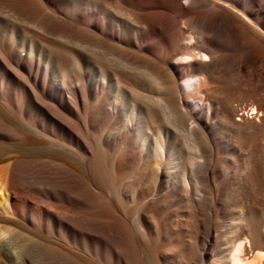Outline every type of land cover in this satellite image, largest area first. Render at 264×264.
Returning <instances> with one entry per match:
<instances>
[{
    "label": "bare ground",
    "instance_id": "obj_1",
    "mask_svg": "<svg viewBox=\"0 0 264 264\" xmlns=\"http://www.w3.org/2000/svg\"><path fill=\"white\" fill-rule=\"evenodd\" d=\"M73 8L65 14L61 0H0V68L18 91L13 97L0 86V257L22 264L23 237L51 242L65 264H264V215L257 219L251 200L232 218L235 241L216 257L197 249L193 225L172 221L159 197L137 208L131 227L126 215L148 187L130 196L110 192L136 174L167 179L170 191L181 183L186 196L174 195L176 201L200 222L207 197L211 213H219L214 190L235 182L246 191L253 167H264V0H74ZM118 15L129 29L106 21ZM15 37L27 55L4 41ZM91 59L116 100H141L137 112L127 101L124 116L125 129L141 139L139 156L101 132L104 87L93 94L85 83L73 84L70 96L46 87L41 62L60 73L69 61ZM26 101L36 120L26 117ZM159 120L172 135L159 131L150 142ZM20 145L49 153L26 159L13 150ZM61 147L69 160H61ZM256 174L264 179V170Z\"/></svg>",
    "mask_w": 264,
    "mask_h": 264
},
{
    "label": "rangeland",
    "instance_id": "obj_2",
    "mask_svg": "<svg viewBox=\"0 0 264 264\" xmlns=\"http://www.w3.org/2000/svg\"><path fill=\"white\" fill-rule=\"evenodd\" d=\"M73 5H74V0H61V12L65 13V14L72 13L73 9H74ZM69 11H70V13H69ZM122 18H123L122 16L119 17V15H118V18L117 17L116 18L115 17H111V18L108 17L106 19V21H108L112 25L120 24V25H122L123 28L129 29L130 27L128 25V20L124 21V20H122ZM4 25H5V23L1 22L0 26H1L2 30H4ZM4 41L8 42L9 44L12 45V49L11 50L16 51V52L21 53V54H24V55H27V53H26L27 49H26V51L20 50L21 46H20V40L18 38L15 37L12 42H9L7 40V38H4ZM185 44L188 45L189 42H185ZM69 66H71V67H69ZM74 66H75V68H74ZM99 67H100V63H98V61L95 60V59L94 60L91 59L90 61H87L85 64H80L78 66L76 64L74 65V63L72 61H69L66 64L65 68H62V69H64V70H62V72L55 73V72H52L51 69L45 70L44 69V64L41 62V70H42V72L44 74H46V77H45V81H46L45 83H47L46 87L53 91V94H52L53 96L55 95L54 93L56 91H61V94L65 95V96H67V95L70 96L69 95L70 91L74 87H76L78 85V83H85L86 87L90 91H92L93 94H95L96 92H99L98 89L101 90L102 87H104V90H103L104 92L103 93H104L105 96L103 95L102 99L103 100L105 99V100L104 101L102 100L103 103H104L103 104L104 105L103 109L106 112L108 118L106 117V120L104 121L105 124L102 125L101 132L103 133V135L105 136L106 139H109V138L111 140H115L116 139L115 142L117 144L119 143L118 145H122L123 147L125 146L124 147L125 149H129V150H131L130 151L131 153L134 152L133 154H135L136 156H139L142 153V151L144 152L143 148L141 147L142 146L141 139L137 136V133H136L134 128L132 129L133 131L129 130V129H125L126 128L125 127L126 121L124 119V116H126V113H128L130 111V109H131V106H130L129 103H131V104H133L135 106L134 109L137 112L139 107L141 106L140 104H142L141 100L138 97H134L132 101L130 99H128V98H126V99H122L121 98L122 100L121 99L120 100H116L114 98V91H113L112 86L110 85V83L105 82V84H103L101 82V80H99L98 73H96L97 69H99ZM88 71H90V72H88ZM70 72H71V74H70ZM47 75H48V78H47ZM62 75H63V78H65V79L62 78ZM68 77L70 78V80H69ZM89 77H90V79H89ZM64 80H66V81H64ZM99 82H101V83H99ZM64 83L65 84L68 83V84H66L67 86H65ZM62 84H64V85H62ZM73 84L74 85L76 84V85L73 87L72 86ZM0 86L3 88V90L6 91V93L11 94L13 97H18V94H17L18 91H17L16 85L14 83H12V81H10L9 79H6L5 72H4V70L2 68H0ZM110 100H112V101H110ZM127 101H129V103H127ZM134 102L138 103L139 105L137 104L138 105L137 106L136 103L134 104ZM25 103L23 104V111L25 112L26 117L30 118L31 120H36V117H35L36 115H35V113H34V111L32 109L33 107L31 105V103H29L28 101H26ZM189 104L192 105V104H194V102L192 100H189ZM89 105H88V109L86 107L85 109H80L79 110L78 115H79L80 119L79 118H78V120L76 118L73 119V121H74V123L76 125H78V124L80 125V123H81V121H82V119H83V117L85 115V112H88L89 108L91 107V104H89ZM109 106H111V107H109ZM190 109H194V108L191 106ZM84 110H85V112H84ZM111 111H112L113 114L111 113ZM111 119H113V120H111ZM136 119L137 118H135V124H136ZM162 121L163 120L156 121L154 123L155 125L152 124L153 128L152 127L149 128L150 142H152L153 139L157 138V135H158L159 131H168L169 130V135H172V131L170 132V130H171L170 126L166 122H164V121L162 122ZM117 123H119V124H117ZM11 125L15 126L17 129H19V130H21L23 132L26 131L25 133H29L27 130L22 128L23 125L19 124L20 125L19 126L17 122H13V123H11ZM109 125H110V127H109ZM161 126H162V128H161ZM103 128H105V129H103ZM108 131H109V133H108ZM115 132H117V133H115ZM112 137H113V139H112ZM125 138H128V139H125ZM61 149H62L61 150V156H62L61 160H69V158H68V156H67V154L65 152V151H67V149H65L64 147H61ZM13 150H15V154L16 155H20V156H22L24 158L27 157L26 159L41 158V157H44V156L48 155V153H49L45 149L32 148V147H29L28 145H23V146L20 145L18 147H14ZM43 153H45V154H43ZM0 167H1L0 168V172L4 176V174H3L4 173V163L0 162ZM1 169H3V170H1ZM253 170H254V173L244 182V190H246V191H240L239 192V189L237 188V185L235 184V182L234 183L233 182L232 183L229 182V183H227L225 185L220 186L219 187V191L216 192V193H215V190H214L212 194L213 195L215 194L216 197H217V204H216L215 207H216V209L218 210L219 213H216V214H212L211 213V210L214 208V206H212V203H211L209 197H207V199H205V202H204L203 207H202V210H203L202 214L203 215L201 214L199 216L200 217L199 218L200 222L196 221V220H193V222H192L191 219H189L187 217V215L183 211V203H178L176 201L178 199V197L174 196V195L178 194V195L186 196L185 192L183 191L184 187H183V185L181 183H178V189H176L175 191H170L169 190L170 187H169V185L167 183V179H161L160 178L161 180L158 179V181H157V180H154L149 174L145 175V176L136 174V175H131V176H128L127 178H125L123 180V182L121 183L120 187H118V188L112 187L110 192L111 191H113L112 193H117V192L126 193L127 192L126 195L128 194L130 196V192L132 190L137 189L139 187H141V188L148 187L149 190H148V193L145 195L144 199L141 202L135 204L134 208L131 210V212L129 213V211H128L129 214L127 213V215H126L127 222L131 225V227H133V223L132 222H134V217L136 215V212L144 205V203L147 200H150L152 196L153 197H155V196L159 197L161 200L166 202L167 211L172 212V214H171L172 216H170V219L172 221L178 222L182 226H187V225L192 226L193 225L195 233L198 234V236H199V241L196 244L197 249L200 250L203 247L205 249L207 248L206 252H208V251L211 252L212 251V253L214 255H216V257H217V255L220 252V250H222L224 247H226L229 244H232L235 241L236 232H235V228L233 227V223L234 222L232 221L233 220L232 218L236 215L237 212L242 211V209H243L242 208V203H243L244 200H251L252 201L253 207H254V212H255V215H256L257 219H260V217H262L264 215V193L261 192V190L264 189V179L256 174L257 172H262L263 173L264 167H262V166L253 167ZM255 171H257V172H255ZM2 177L0 176V179H2ZM149 177H150V179H149ZM131 180L132 181L134 180V181L132 182ZM151 183H152V185H151ZM157 183H160V184H158L157 187H156ZM121 186H122V188H121ZM152 189H153V192H152ZM187 196L188 197L190 196V198H192L193 197V193H189ZM254 202H255V204H254ZM32 203L35 206H37V207L38 206L39 207H46L47 210H52L49 206H45L42 203H36V202H32ZM137 208H138V210H137ZM209 208H211V210ZM237 210H239V211H237ZM132 212H133V214H132ZM207 216H208V219H207ZM179 217H181V218H179ZM203 218H205V219L203 220ZM187 219L189 220V222H187L188 221ZM131 220H132V222H131ZM202 223H204V224H202ZM228 227H229V230L227 229ZM132 230H133V232L135 234H138L137 233L138 231L136 230V228L135 229L132 228ZM234 233H235V235H234ZM137 236L140 237L139 234ZM191 237H192V235H191ZM240 239L241 240L243 239L242 242L243 241L246 242V239L244 238V236H242ZM20 240L21 241L17 242V247H18V250H19L20 255L22 257V262L24 264H32V263L33 264H65L64 259L60 255L56 254L55 252H53L51 250V242H33V241H29L27 238H23V237L20 238ZM238 242H239V240H238ZM56 243H58L61 246V242H56ZM31 257H32V261L33 262H30L31 261ZM28 258H30V259L28 260ZM1 259L4 260V261H2ZM0 264H12V263H10L8 260H6L3 257H0Z\"/></svg>",
    "mask_w": 264,
    "mask_h": 264
}]
</instances>
